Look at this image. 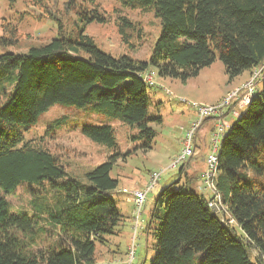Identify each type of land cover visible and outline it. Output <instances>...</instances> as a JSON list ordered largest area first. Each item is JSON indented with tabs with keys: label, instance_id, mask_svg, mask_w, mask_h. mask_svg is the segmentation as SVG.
I'll list each match as a JSON object with an SVG mask.
<instances>
[{
	"label": "trees",
	"instance_id": "1",
	"mask_svg": "<svg viewBox=\"0 0 264 264\" xmlns=\"http://www.w3.org/2000/svg\"><path fill=\"white\" fill-rule=\"evenodd\" d=\"M34 1L56 23L58 37L26 53H17L14 30L0 38L8 49L0 54V189L12 195L26 185L33 197L31 212H13L0 195V264H97V246H108L123 223L111 197L119 187L111 175L120 156L114 128L82 127L88 138L115 149L82 175L71 174L45 146L26 141L25 133L55 105L87 107L136 127V148L151 149L157 136L151 124L162 119L150 112L143 74L153 68L186 81L217 57L231 79L258 70L264 0H118L158 20L148 61L101 50L84 24L106 20L82 4L87 0H65L64 14ZM117 26L122 41L134 47L136 24L120 16ZM214 184L224 206L219 213L209 206L213 193L171 186L157 198L147 224L155 251L150 264H264V78L222 140ZM36 227L44 230L39 243L31 238Z\"/></svg>",
	"mask_w": 264,
	"mask_h": 264
},
{
	"label": "rangeland",
	"instance_id": "2",
	"mask_svg": "<svg viewBox=\"0 0 264 264\" xmlns=\"http://www.w3.org/2000/svg\"><path fill=\"white\" fill-rule=\"evenodd\" d=\"M64 1L43 0V3L52 8L53 13L59 9L60 13L64 14L62 10ZM82 4L90 9H97L105 17V23L84 24L85 34L91 37L101 50L114 57L128 55L141 61L149 60L155 39L159 36L158 20L152 12L126 8L118 0H96L95 7L91 0ZM120 16H125L136 24V29L131 32L134 47L122 41L117 26ZM71 19H75V15H71ZM13 30L15 35L10 36L17 38V53H26L29 48L58 37L56 23L34 0H0V38H8V31ZM7 50L0 44V54L7 53ZM148 71L154 75L155 83L152 86L148 85L150 112L162 119V123L151 124L157 131L151 149L144 151L136 148L140 143L132 139L138 132L136 127L125 125L119 120L108 119L105 115L93 114L87 107L55 105L39 118L31 131L25 133L26 141L45 146L58 156L62 165L71 174L82 175L85 171L105 162L115 152V149H109L106 145L84 135L82 127L90 124L110 125L114 128L120 156L111 175L119 180V187L111 197L123 215V223L118 236L111 238L108 246H97V264H150L155 251L154 239L147 224L157 198L165 189L173 186L175 189L183 188L206 197L212 196L211 191L204 189L201 178H196L202 158L210 153L211 132L207 131L212 125L211 119L205 121L196 136L197 148L188 169L191 180L190 177L180 174V165L175 169H169V165L183 149L184 130L197 119V109L193 105H217L232 93H243L244 86L251 81L255 73L245 71L231 79L219 57L210 67L203 68L197 76L186 81L161 77L153 68ZM263 78L262 76L258 82L252 81L257 89L261 87ZM237 104L238 102L234 104V108L239 114L247 111V106L239 108ZM236 118L230 111L225 114V120L230 124ZM152 172L163 173L156 187L147 195L142 214L137 221V207L132 200L133 196L122 190L126 188L129 191L137 188L144 190ZM37 190L35 189L36 192ZM3 193L0 189V195L6 197L13 212H31L30 202L33 197L28 186H20L12 195ZM230 223L235 225L233 220ZM42 224L45 225V222ZM35 229L37 232L31 235V238L37 239L39 243L45 238L42 233L44 230L41 227Z\"/></svg>",
	"mask_w": 264,
	"mask_h": 264
},
{
	"label": "built area",
	"instance_id": "3",
	"mask_svg": "<svg viewBox=\"0 0 264 264\" xmlns=\"http://www.w3.org/2000/svg\"><path fill=\"white\" fill-rule=\"evenodd\" d=\"M258 70H256L255 73L252 75L253 80L251 78V81L244 86L243 93H232L217 105H193L197 109V119H195L191 123L188 129L184 130V137L182 141L183 149L172 159L171 164L169 165V169H175L179 165L184 166L190 158L194 157L196 151L195 141L199 129L205 123L206 120H213L214 130H212L210 137L211 139L209 140L210 153L205 158L206 168L200 174V178L203 182V186L205 187V189L210 190L213 195H215L216 199L210 201L209 206L218 213L224 209V206L221 204L219 196L215 193L214 179L218 174L220 145L226 132L230 127V123L225 120V114L226 112L230 111L236 117L239 115V112H237L234 108V104L236 102H238L237 105L239 108H242L244 106L248 107V105L252 101V96L254 95L257 89L256 84L252 83V81L254 82V80H257L258 82V80H260L262 76L264 77V66L261 67V70ZM143 78L146 84L150 86L155 84L153 74L146 72L143 74ZM162 173L163 172H152L150 174L149 182L144 190H122L124 193H130L134 198V203L137 207V221L140 215L142 214L147 195L156 187L158 181L161 178Z\"/></svg>",
	"mask_w": 264,
	"mask_h": 264
},
{
	"label": "crops",
	"instance_id": "4",
	"mask_svg": "<svg viewBox=\"0 0 264 264\" xmlns=\"http://www.w3.org/2000/svg\"><path fill=\"white\" fill-rule=\"evenodd\" d=\"M226 119H227V117H226ZM211 123H212V125H211V127H210V129L207 131V133H209V132H212V130H214V121L213 120H211ZM191 125V124H190ZM211 135V134H210ZM196 148H197V146H196ZM205 158H206V156H204L203 158H202V164H201V166H199L198 167V169H197V175H196V178H200V174L205 170V168H206V163H205ZM193 160V159H192ZM192 160H191V162H192ZM191 162H187L185 165H184V173L182 174V176H185V177H187V178H189L191 175L188 173V169H189V166H190V164H191ZM150 178V177H149ZM189 180H191V177H190V179ZM145 186H146V184H145ZM145 186H144V188H145ZM127 189V188H126ZM138 190H142V189H134V191H138ZM133 201H134V198L132 199Z\"/></svg>",
	"mask_w": 264,
	"mask_h": 264
}]
</instances>
